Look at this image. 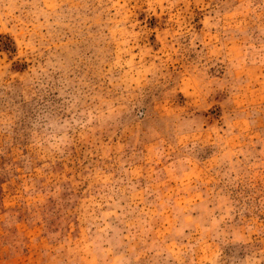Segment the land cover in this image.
I'll list each match as a JSON object with an SVG mask.
<instances>
[{
	"label": "rangeland",
	"instance_id": "rangeland-1",
	"mask_svg": "<svg viewBox=\"0 0 264 264\" xmlns=\"http://www.w3.org/2000/svg\"><path fill=\"white\" fill-rule=\"evenodd\" d=\"M0 264H264V0H0Z\"/></svg>",
	"mask_w": 264,
	"mask_h": 264
}]
</instances>
